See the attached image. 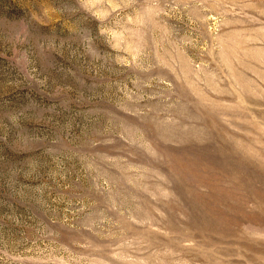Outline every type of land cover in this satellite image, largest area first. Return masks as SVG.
Instances as JSON below:
<instances>
[{
    "label": "rangeland",
    "instance_id": "1",
    "mask_svg": "<svg viewBox=\"0 0 264 264\" xmlns=\"http://www.w3.org/2000/svg\"><path fill=\"white\" fill-rule=\"evenodd\" d=\"M0 264H264V0H0Z\"/></svg>",
    "mask_w": 264,
    "mask_h": 264
}]
</instances>
